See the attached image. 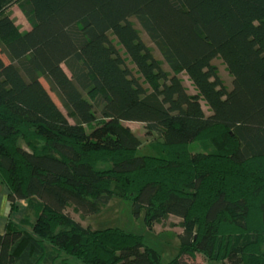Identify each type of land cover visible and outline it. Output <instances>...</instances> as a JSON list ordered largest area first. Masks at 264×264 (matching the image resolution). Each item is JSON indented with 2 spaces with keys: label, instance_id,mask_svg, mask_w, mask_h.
I'll return each instance as SVG.
<instances>
[{
  "label": "trees",
  "instance_id": "1",
  "mask_svg": "<svg viewBox=\"0 0 264 264\" xmlns=\"http://www.w3.org/2000/svg\"><path fill=\"white\" fill-rule=\"evenodd\" d=\"M0 182L21 212L0 264H161L142 236L66 211L112 195L149 228L177 219L171 264H264V0H0Z\"/></svg>",
  "mask_w": 264,
  "mask_h": 264
},
{
  "label": "rangeland",
  "instance_id": "2",
  "mask_svg": "<svg viewBox=\"0 0 264 264\" xmlns=\"http://www.w3.org/2000/svg\"><path fill=\"white\" fill-rule=\"evenodd\" d=\"M4 10L5 13H7V15H9L15 21L19 28L24 29L23 27L28 24H25L26 20L20 13L15 3H12ZM131 21L135 24V26L138 27L135 19H132ZM145 40L151 48L156 50V48L149 42L148 38L145 37ZM3 60L7 64L4 58ZM213 63L215 66H217L219 75L223 82L230 88L231 77L226 71V66L224 63H222V60L220 58H216L213 60ZM180 76L184 80L189 92L196 93L197 84L195 81L190 79L188 70L182 71ZM41 82L46 87V89H48L45 83V77L41 78ZM51 97L57 106L63 111L64 108L52 94ZM205 110L208 112L206 107ZM126 126L131 129V131L141 143V147L139 148L137 154L151 155L150 144L153 143V137L145 132L144 125L141 123H126ZM201 145L202 143L200 142L190 144L189 150L192 152L200 151V149H202ZM66 211L81 224L89 226L95 230L118 228L122 229L126 233L142 236L144 244L150 248H153L159 254V260L161 264H171L170 262L178 254L179 242L177 235L179 231V225H176L177 219H175L173 216H167L149 228L144 221L143 210H141L138 215H134L131 202L116 195H112L109 204L102 207L97 213L94 214H83L71 204L66 207ZM19 219L20 217H16L15 221L19 222ZM188 260L189 262L195 264H223L217 261H204L202 257L198 255L194 256V258H189Z\"/></svg>",
  "mask_w": 264,
  "mask_h": 264
},
{
  "label": "crops",
  "instance_id": "3",
  "mask_svg": "<svg viewBox=\"0 0 264 264\" xmlns=\"http://www.w3.org/2000/svg\"><path fill=\"white\" fill-rule=\"evenodd\" d=\"M25 24H27V22ZM27 25L25 27H23L24 29H21V28L20 29L22 31H28L29 26H27ZM21 205L24 207V203H21ZM10 208H11V204L8 200L7 191H6L5 187L0 182V234L4 233L9 220L14 221L16 217L17 218L21 217V212H19V213L11 212Z\"/></svg>",
  "mask_w": 264,
  "mask_h": 264
}]
</instances>
